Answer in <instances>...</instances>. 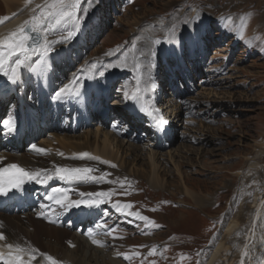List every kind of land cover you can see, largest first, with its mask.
Segmentation results:
<instances>
[{"label": "rangeland", "instance_id": "obj_1", "mask_svg": "<svg viewBox=\"0 0 264 264\" xmlns=\"http://www.w3.org/2000/svg\"><path fill=\"white\" fill-rule=\"evenodd\" d=\"M37 3L43 5L45 0ZM78 14L79 27L70 40L63 38L73 30L71 23L64 26L63 33L47 36V40L63 42L43 65L50 66L57 78L49 75L46 80L50 85L56 83L54 89L59 91L73 81V84L82 83L86 75H92L95 80L105 76L114 82L112 98L108 101L112 107L111 103L116 101L127 104L129 99L125 92L132 95L137 82L141 84L142 97L153 101V93L148 94L150 81L161 79L158 87L161 85L162 90L156 97L157 105L167 106L166 110L171 109V112L175 110L176 124L179 123L174 124L175 129L169 133L167 145L157 150L159 157L156 160L163 169L159 173L161 183L156 190L150 185L148 177L151 173H145L150 167L147 150L137 148L133 153L128 150L132 136L146 131L144 141H135L138 143L134 147L153 142L148 138L151 131L146 126L148 120L142 119L138 126H130L123 136L121 130L126 131L129 126L117 123L116 118L126 116L113 113L111 117L97 118L106 104L96 103L94 98L90 100L93 123L72 126L74 115L64 109L57 118L51 116L43 124L39 123L42 124L40 129L46 131H42L35 142L52 141L62 151L54 140L60 130H50L49 122L56 127L65 126L64 132L75 141L69 146L72 149L68 155L78 162H86L76 167H90L96 172L93 176L104 177L98 183L102 184L101 188L89 191L82 199H95L91 194H109L101 204L106 215L101 237L112 241L107 253L122 245V262L135 264L143 261L145 250L141 252L142 248L153 244L152 249L157 255L154 264H204L215 244L224 238L230 215L239 213V205L244 204L247 208L242 209L245 218L240 221L246 223L250 219L251 200L255 194L251 189L258 188V192L264 184V0H81ZM8 16L4 2L0 0V18ZM198 29L201 30L199 37ZM189 33L195 38L193 42L187 40ZM179 45L182 47L181 61L176 53ZM93 63L98 70L91 68ZM11 100L7 102L4 116L11 110ZM16 114L14 112V117ZM97 127L117 140H124L125 146L112 157L116 160L100 155L101 144L93 142L94 133L90 134V144L81 143L87 130L93 131ZM81 153L89 155L81 159ZM99 161L101 167L90 166ZM121 169L126 173L123 174ZM187 189L197 193L195 198L205 199L206 209L198 210L190 204L194 197L186 196ZM163 198L168 200L169 207L160 214L152 212V205ZM181 201L187 205L183 206ZM126 204L131 207L124 208ZM180 210L184 212L182 218ZM136 215L137 220L133 219ZM142 216L146 219H140ZM169 217L179 220L178 224L166 222ZM70 219L62 217L65 222ZM138 224L136 230L134 226ZM137 231L146 233L142 235ZM175 232L181 235L176 236ZM235 232L224 239L231 249L240 245L245 235V231ZM156 233L162 238L156 240ZM261 234H264V223L260 224L249 246L248 257L252 264H259L260 260L256 258L264 253ZM135 248L141 252L138 254L140 260H135Z\"/></svg>", "mask_w": 264, "mask_h": 264}, {"label": "bare ground", "instance_id": "obj_2", "mask_svg": "<svg viewBox=\"0 0 264 264\" xmlns=\"http://www.w3.org/2000/svg\"><path fill=\"white\" fill-rule=\"evenodd\" d=\"M3 2L6 7V12L9 14L8 17L10 19L0 24V37L6 36L10 32L15 31L19 25H21L26 19H29V17L33 14L34 9L37 12L39 11L37 8L38 0L26 4H25V0H3ZM20 8H22V10ZM197 33H198L197 35L198 37L201 36L200 29L197 30ZM193 39L195 38L191 35V33H189L188 34L189 42H193ZM48 41L51 42L56 40L51 39ZM56 47H57V43L53 45L52 50ZM52 50L48 55L53 53ZM180 51H181V45H179L176 50L177 55L179 54L178 58L181 60ZM43 55L44 54L42 53V51L39 50L33 51L31 53L25 64L21 66L22 75L16 86L10 84V80H9V74L11 72V68L15 67V64L12 63L10 67V61L6 57L4 66L2 69H0V116L4 112V106L7 100V97H5L3 93L5 92L10 93L14 96L13 102L15 104L12 110L18 111L19 114L22 115V117L20 118L18 117L19 119L13 118V114H9L8 117L7 118L4 117L3 120L10 122L11 127L13 128L10 130L11 133L14 132V126H20L18 127L19 130H17L20 133L19 137H21L22 139L26 138L24 139V141H19L21 142L20 143L21 145L19 146H17L14 142H8L10 141V136L7 135L5 136V138L7 139L5 140V142L0 141V168L6 167L11 164H16L29 171L41 172L40 182H37L36 180H32V182H29L27 180L24 181L23 189L25 193H28V197H26V200L20 201L15 199L13 201L6 202L3 203V205H0V233H2L5 237V239L0 240V264H11L12 258L15 255H17L15 246H19L21 249L24 250L22 253H20V255L23 257L25 261L29 260L30 255L32 254L33 250H35L36 259L32 260L31 264H44V263L49 264V262L43 258V254H47L53 257L55 260L59 262V264H124L120 259L121 257H123L122 251L120 249L124 248V246L117 245L114 248L113 252L107 253V247H109L108 244L111 241L107 238L101 237L102 227L104 226L103 219L105 218V216H101L103 213V211L101 210L102 203L92 207H88V206L85 207L84 204H81V208L72 207L68 210H65L61 208L59 205H57L53 200L48 199V196L50 194H53L52 189L59 188L65 190V192L68 194L71 200H80L89 191H95L99 187L101 188L102 184H98L99 182L98 183L92 182L93 183L92 186L89 185L88 182L73 183L66 180H62L55 176L54 168L57 166L71 169L74 167L77 168L76 167L77 165L81 166L86 164V162L82 160H79L78 162L76 159L71 158L68 155V152L72 149L69 146L74 145L75 141L70 138L71 136H69L66 132H64L66 131L63 129V127L65 126L55 127L52 126L51 123H49L51 129L61 130L60 134L58 133V135L54 137V140L55 142L59 143V146L63 148L62 151H64L65 153L60 151L58 146L53 145L54 143L52 141L47 142L46 140H42V141L38 140L37 142H35V138L40 136L42 131H46V130H42L40 129V126H36V121H39L38 109H37L38 104H36L33 97L27 96V92L31 90L32 85L37 84L38 80H40L41 77H43L42 73H44L45 78H47L49 75H51L52 78H57L55 74L51 72L50 66H46L45 68H43V65L47 63V61L50 58V56L47 57L48 56L47 55L45 60H43ZM165 56H167V54H165ZM42 70H44V72H42ZM32 73L35 75L34 77L31 76ZM91 76L92 75L85 76L84 82H86V86L81 85L72 89V92L75 90L82 91L79 98L63 97V95L61 98H57L56 93H54L53 98H56L55 100H53V98L46 99L44 100L43 106H41L40 103L38 106L40 108L43 107L45 108V110H48V114L53 112L55 116L58 114L59 109H61L63 106H65L68 111L70 110V108L73 107L75 108V114H74L75 119L80 118L81 120L79 125L82 122L93 123V119H91L92 117L90 116V113L92 111L88 107V104L91 103L89 101L91 97V93H90V89L88 88L89 87L93 88V84L96 82L92 79ZM97 83L99 85L103 84L107 88L109 81L108 78L103 76L98 80ZM158 83L159 81H154V80L150 82L151 92L153 93L156 92L153 98L159 96L158 91L160 90V88L158 87ZM137 84H138L137 87L141 86L139 82H137ZM51 85L54 87L56 86V83L55 84L52 83ZM122 86H124V84H122ZM160 87L162 86L160 85ZM135 93H136L135 97H138L139 91H136ZM140 95L142 98L140 101L135 102L133 106H131V102L129 101V103H127L126 105H127V109L132 108L134 110L133 116L136 115L137 118L140 117L141 114L138 113L139 111L137 110V108L143 109L144 106L147 107V109L150 111L152 116L149 123L150 125L146 124V126H151L153 127V129H155L154 124H155V119L157 117H159L160 119H164V118L171 119V116L174 115L173 112H175V110L172 112L170 111L171 109L166 110L167 106L164 107V105L158 107L156 106V100H153L152 102L146 101V99H143L145 96L142 97L144 95L142 92ZM93 97L97 101H102V94H99L98 86L95 87ZM115 103H111L112 108H108V104L106 105L107 107L106 110L108 111V117H110L111 114L113 113L114 115H120V114L126 115V112L120 113L121 108L118 107L120 104L117 103L115 104ZM149 106L151 107V109L149 108ZM106 110L100 112V115H98L97 118L103 119V115L107 112ZM176 117L177 116H175V119ZM116 119H117V123L122 122V123H126L129 126L135 123L134 122L135 120H132L130 117L124 118V120H119L120 118L119 119L116 118ZM173 119L174 118H172L171 121ZM31 122L33 123L30 124ZM97 124L98 123H96L95 125ZM177 125L179 124L177 123ZM99 126H101V124H99ZM8 127L9 126L5 128L3 127L0 134L7 131ZM172 127L173 124H169L168 126L169 133L171 132V130L175 129V128L172 129ZM127 130L128 129H126V131L121 130V133L123 132V136L129 132ZM87 131L88 132H86V135L84 136L83 139L84 141L81 143L90 144L92 142L91 140H89L90 134L94 133L93 142H97V144L98 143L101 144L99 146V151H98L100 155H102L103 157L106 156L107 158L116 160L112 157H115L118 154L117 153L118 150L125 146L124 140L123 142L117 140V138H114V136L110 135L109 132L99 127H97L93 131L90 129H88ZM49 136L52 135L50 134ZM131 140L132 143L129 142V145L128 144L127 145L129 147L128 150H130L132 153L134 151L137 152L138 150L137 148H139V150L141 149L147 150L148 152L147 154L149 155L148 157H149L150 167L149 170L145 171V173L147 172L151 173V176L148 177L149 178L148 180L151 183L150 185L153 189L155 190L158 189L159 188L158 185L161 183V180L159 179V173H161V170L163 169H161L162 164H160V161L158 162V160H156L159 157L158 155L159 152L157 150L162 149L167 144L166 143L167 138L163 136L160 137L159 140H156L154 142H149L150 144H143L144 146L140 145L138 147H134L138 143L135 141H142V140L144 141L142 134L141 136H132ZM114 142L116 143V145H113ZM81 143H77V144H81ZM23 144L25 145L22 146ZM33 144H35L38 148L45 149L47 151L45 153L38 154L35 150L31 149L30 146ZM115 147L117 148L116 150H114ZM60 153H62L63 155H60ZM90 166L101 167V161H99V163H97L96 165L91 164ZM42 170H48V174L52 175L53 178L48 179V177L43 174ZM120 171L123 174L126 173L122 169ZM93 173L96 174L95 171ZM99 174L101 175V173ZM104 176H106V174ZM186 181H188V178L184 180L185 184ZM51 186H53L52 189L48 190V188ZM257 189L258 188L251 189L253 192H255V194L253 193V197L251 200L252 201L251 208L253 209V211H252V215L250 216V219H248L246 223L241 222L243 221L242 218H245V214H244L245 211L243 213L242 209L247 210V208L246 205L244 204L239 205L238 206V209H240L239 213H233L232 215H230L229 220L230 219L231 220L228 222L227 225L225 224L226 228L224 229L225 230L224 238L220 239V241L217 244H215V246L209 253V256L207 255L208 257L205 260L204 264H241L242 261L243 264H252L251 259L248 257L250 252L249 246L251 244V240L257 235V230L260 228V224L264 223V184L263 187L260 188L258 192ZM187 190L188 192L185 193L186 196L188 195L189 198L190 196L192 198L194 197L193 198L194 202L190 204L193 207L197 208L198 210L200 209L202 210V208L206 209V207L204 206V203H206L205 199L203 197L195 198V195L197 193L194 194L189 189ZM237 194H239L240 197L241 194L240 193ZM247 194L248 191L246 190V195ZM182 203L183 206L187 205L184 202ZM211 205L213 204L211 203ZM168 207H169L168 200L166 198H163L160 200L159 203L153 204L151 210L154 213L160 214ZM180 211H181L180 217L182 218L184 212H182L183 210ZM186 212L187 211H185V213ZM73 214L76 215L71 219L70 222H65L64 220H62V217L71 216ZM118 215H121V213L119 212ZM173 218L169 217L166 222H168L171 225H177L179 220L177 222ZM150 219L153 220L154 217L153 219L150 217ZM238 230L240 232L245 231L243 242L240 245L236 246V248L231 249L232 247L229 248L230 246L229 243L226 244V241H224V239H227V236L230 235L233 231L237 232ZM87 233H91L93 238L100 240L103 246L94 245L91 242V239L89 238V235H87ZM66 234H69V237ZM154 236L156 240L162 238L160 233H156ZM260 237L261 239H263L264 234H261ZM8 244L13 245L14 247L12 249H9L7 247ZM135 249L137 251L136 253H133L135 256V260H140V257L138 255L139 249L137 248ZM151 251H152L151 245L145 248V253L142 258L143 262H146L147 264L155 263L156 258L154 254H150ZM245 252L247 253V255H243ZM204 257L206 258V256ZM258 259L260 260L259 264H264V253L261 255V257L256 258V260Z\"/></svg>", "mask_w": 264, "mask_h": 264}, {"label": "snow or ice", "instance_id": "obj_3", "mask_svg": "<svg viewBox=\"0 0 264 264\" xmlns=\"http://www.w3.org/2000/svg\"><path fill=\"white\" fill-rule=\"evenodd\" d=\"M27 2H29V0H26V3ZM37 8L39 11L37 12L34 9L33 14L29 17V19H26L15 31L10 32L6 36L0 37V69L3 68L5 58L7 57L10 61V67L12 63L15 64V67L11 68L13 75L9 77L14 81L17 70L25 64L33 51L39 50L42 51L43 54H48L52 50L55 43L63 42H49L47 40V36L49 34H55L57 32L63 33L66 30L64 26L71 23L73 25V30H69L67 36L63 38L64 40H70L75 34L74 30L79 27L80 15L78 13L81 11V0H45V3L43 5H37ZM8 19L10 18H0V23H3V21ZM157 43H159V41H157ZM152 55L155 56L156 53L152 52ZM91 68L97 69V65L93 63L91 64ZM100 75H103V72H100ZM70 92V86L64 85L56 93V97L61 98L63 94H70ZM135 96L136 93L129 95L125 92L126 99L131 100L134 99ZM5 126H8L7 122H5ZM30 147L38 154L45 153L47 151L45 149L38 148L35 144ZM60 155L63 154L60 153ZM88 155V153H81L79 158L83 159L88 157ZM42 171L48 179L53 178L52 175L48 174V170ZM94 171L95 170L90 167L68 169L57 166L54 168L56 177L73 183H87L90 181L98 183L104 179L103 176L99 178L93 176L92 173ZM40 175V171H29L16 164H11L8 168H0V195H6L10 189L19 190L21 185L24 183L25 178H27V180H36L37 182H40ZM52 193L53 194L48 196V199L53 200L57 205L65 210L72 207H79L81 204L88 207L96 206L103 203V198L106 195H109L106 193L91 194L95 197V199L71 200L63 189L54 188L52 189ZM117 206L119 207V205ZM123 207L129 208L131 205L126 204ZM140 219L146 218L140 217ZM87 235H89V238L94 245L103 246L102 242L93 238L91 233H87ZM3 239H5V237L2 233H0V240ZM7 247L12 249L14 246L8 244ZM15 247L17 255L12 258L11 264H31V261L36 259L35 250H33L29 260L25 261L20 255V253L24 250L19 246ZM150 254L154 253L150 252ZM243 255H247V253L245 252ZM43 258L48 261L49 264H59L57 260L47 254H43ZM241 264H243V261Z\"/></svg>", "mask_w": 264, "mask_h": 264}]
</instances>
